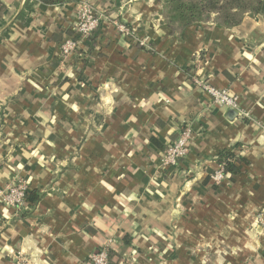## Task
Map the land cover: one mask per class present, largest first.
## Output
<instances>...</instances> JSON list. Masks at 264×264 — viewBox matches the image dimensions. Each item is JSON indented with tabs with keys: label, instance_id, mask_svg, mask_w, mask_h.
<instances>
[{
	"label": "crops",
	"instance_id": "obj_1",
	"mask_svg": "<svg viewBox=\"0 0 264 264\" xmlns=\"http://www.w3.org/2000/svg\"><path fill=\"white\" fill-rule=\"evenodd\" d=\"M83 2L100 29L64 58ZM0 4V192L20 176L41 193L0 202V264H88L106 241L124 264H264V0L236 26L175 32L159 0L37 3L23 21L22 0ZM195 78L236 94L235 113ZM186 126L187 155L162 167ZM224 149L247 163L215 184Z\"/></svg>",
	"mask_w": 264,
	"mask_h": 264
},
{
	"label": "built area",
	"instance_id": "obj_2",
	"mask_svg": "<svg viewBox=\"0 0 264 264\" xmlns=\"http://www.w3.org/2000/svg\"><path fill=\"white\" fill-rule=\"evenodd\" d=\"M103 18L102 14H99L91 6L89 2H83L80 4L76 20L72 26L73 33L66 37L61 43V55L66 58L74 52H77L82 44L88 40L91 32L98 27L99 21ZM119 32L124 36H132V31L120 20H112ZM133 37V36H132ZM144 45L143 40L139 41ZM194 84L204 90L210 96L211 104L216 107H225L231 109L238 108V96L231 93L227 89L216 88L210 83L201 78H195ZM192 137L191 127L186 126L180 132L179 137L168 143L162 151V167L174 166L177 162L187 155L189 151V142ZM224 164H219L218 168L211 174L210 179L213 183L218 184L225 177L223 171ZM28 190L27 182L20 176H16L15 179L6 187V189L0 192V202L13 209H20L27 206L26 191ZM257 222L264 225V220L261 216L257 217ZM109 241L102 244L96 251L90 253L87 259L88 264H124L122 261L112 263L109 257L108 250L110 248ZM13 264H28L25 259L20 257Z\"/></svg>",
	"mask_w": 264,
	"mask_h": 264
},
{
	"label": "trees",
	"instance_id": "obj_3",
	"mask_svg": "<svg viewBox=\"0 0 264 264\" xmlns=\"http://www.w3.org/2000/svg\"><path fill=\"white\" fill-rule=\"evenodd\" d=\"M67 1L69 0H22V7L14 20H25L34 11V6L37 3L60 5ZM260 7L261 0H162L160 14L162 16L161 22L169 27L172 32H175L182 31L194 22L213 21L222 27L236 26L241 23L246 14H255ZM6 13V7L0 4V26H4L6 23L2 19L3 14ZM14 20L5 27L6 30L12 26ZM100 24L101 21L88 37L91 40V45L100 29ZM217 161L224 164L225 176L229 175L231 180L237 171L236 162L247 163L244 158L235 156L233 152L227 149L218 154ZM40 198L41 193L38 190L26 191L25 199L29 208L33 207ZM111 252L112 250L109 249V257H111Z\"/></svg>",
	"mask_w": 264,
	"mask_h": 264
},
{
	"label": "rangeland",
	"instance_id": "obj_4",
	"mask_svg": "<svg viewBox=\"0 0 264 264\" xmlns=\"http://www.w3.org/2000/svg\"><path fill=\"white\" fill-rule=\"evenodd\" d=\"M160 1V4H161V1L162 0H159ZM160 13H161V9H160ZM161 15V14H160ZM161 19H162V16H161ZM164 21H165V19H163ZM111 261H112V259H111ZM116 261H112V263H115Z\"/></svg>",
	"mask_w": 264,
	"mask_h": 264
},
{
	"label": "water",
	"instance_id": "obj_5",
	"mask_svg": "<svg viewBox=\"0 0 264 264\" xmlns=\"http://www.w3.org/2000/svg\"><path fill=\"white\" fill-rule=\"evenodd\" d=\"M235 113L234 109L229 108V113Z\"/></svg>",
	"mask_w": 264,
	"mask_h": 264
}]
</instances>
